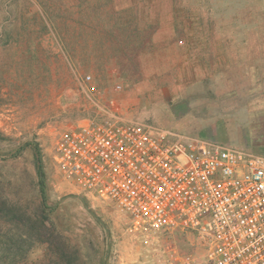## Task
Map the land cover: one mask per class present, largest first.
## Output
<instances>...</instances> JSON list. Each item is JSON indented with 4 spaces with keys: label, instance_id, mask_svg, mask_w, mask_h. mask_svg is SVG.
Segmentation results:
<instances>
[{
    "label": "rangeland",
    "instance_id": "374dc122",
    "mask_svg": "<svg viewBox=\"0 0 264 264\" xmlns=\"http://www.w3.org/2000/svg\"><path fill=\"white\" fill-rule=\"evenodd\" d=\"M218 25L236 30L239 45H264V0H0V195L29 211L43 200L60 235L51 248L58 252L25 245L15 264H150L174 249L202 256L192 234H130L116 207L57 176L52 153L62 130L110 99L129 119L259 153L264 53L252 76L228 79L221 93L212 76L198 81L190 74L198 67H187ZM153 27L157 44L149 41ZM115 85L120 92L106 96Z\"/></svg>",
    "mask_w": 264,
    "mask_h": 264
},
{
    "label": "built area",
    "instance_id": "2783aa9c",
    "mask_svg": "<svg viewBox=\"0 0 264 264\" xmlns=\"http://www.w3.org/2000/svg\"><path fill=\"white\" fill-rule=\"evenodd\" d=\"M52 161L67 185L116 207L130 234H192L203 250L158 264H264L262 154L129 119L110 99L58 134Z\"/></svg>",
    "mask_w": 264,
    "mask_h": 264
},
{
    "label": "crops",
    "instance_id": "0c3cea01",
    "mask_svg": "<svg viewBox=\"0 0 264 264\" xmlns=\"http://www.w3.org/2000/svg\"><path fill=\"white\" fill-rule=\"evenodd\" d=\"M221 23L222 22H219V25ZM219 25L209 30L211 32V34H209L211 35V39L209 41L207 38L205 39L208 45L204 47L201 51H199L197 55L198 59L195 57H190L186 61L188 68L194 69L195 67H198L197 72L194 70L190 72L191 75L197 77L198 81L211 79L212 76L214 79L213 84L215 86H218V88L214 86V88L216 89L215 92L221 93L223 90H226L224 85L228 82V79L231 83V79H236L239 73L249 74V76L253 75V69H252L253 67L252 64L254 61L253 59L255 57H258V52L264 53V45H260V44L239 45L237 43V38H236L237 31L228 28H223L220 27ZM151 29H152L151 36L149 38V41L151 42V44L152 43L157 44V39L156 41L154 39V35L156 34L155 32L157 31V29L156 27H153ZM155 47L158 46L155 45ZM161 48L167 54H170L169 52H171L170 50L171 45H169V42H166V44L161 46ZM254 53L256 55H254ZM262 56L264 57L263 54ZM166 57L168 56L166 55ZM257 67H258L257 70H260V74L264 75L263 73L264 66L260 64ZM201 68L204 70H201ZM210 69L211 70L213 69V72ZM252 107L253 104L251 105V108ZM252 125L258 126L259 123L249 124L250 127ZM261 125L263 126L264 123ZM153 127L161 128L156 126ZM263 147L261 148V150H259L260 152L258 154L264 155ZM154 258L155 259L153 261H150V264H152L153 262L155 264H158L161 261L158 260L157 256Z\"/></svg>",
    "mask_w": 264,
    "mask_h": 264
},
{
    "label": "trees",
    "instance_id": "16d2710c",
    "mask_svg": "<svg viewBox=\"0 0 264 264\" xmlns=\"http://www.w3.org/2000/svg\"><path fill=\"white\" fill-rule=\"evenodd\" d=\"M37 177L40 178L37 183L39 195L43 199V181L39 168ZM28 208L13 205L0 195V264H15L16 259H22L25 245L33 247L35 244H45L52 252L55 251L51 248L60 239V235L49 222L43 200L31 211ZM11 252L14 254L10 259Z\"/></svg>",
    "mask_w": 264,
    "mask_h": 264
}]
</instances>
